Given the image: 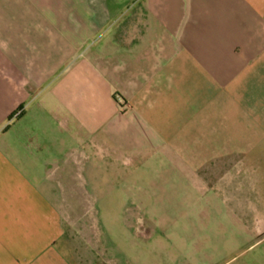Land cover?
Instances as JSON below:
<instances>
[{"label":"crops","instance_id":"obj_1","mask_svg":"<svg viewBox=\"0 0 264 264\" xmlns=\"http://www.w3.org/2000/svg\"><path fill=\"white\" fill-rule=\"evenodd\" d=\"M88 164L122 204L79 183ZM143 164L224 208L138 231ZM127 236L166 258L129 257ZM229 262L264 264V0H0V264Z\"/></svg>","mask_w":264,"mask_h":264},{"label":"rangeland","instance_id":"obj_2","mask_svg":"<svg viewBox=\"0 0 264 264\" xmlns=\"http://www.w3.org/2000/svg\"><path fill=\"white\" fill-rule=\"evenodd\" d=\"M158 155L160 158L164 156H161V154ZM223 161V164H230V157H224ZM159 163H162V161H159ZM123 165L127 167L131 166L132 168L135 166L134 164ZM188 172L185 168L177 164L174 169L171 168L170 164H143L142 167L138 166V181L136 186L134 184L132 187L129 185L125 196L126 209L129 214L131 213L130 218H128L135 224V212L138 211V228H146L149 227V220L152 219L147 215L156 214L157 212L165 213L166 211H175L181 214L185 211H194L198 208L204 210L223 209L224 207L220 205V202L217 204L204 200L203 196L210 195L211 190L205 189L206 186L202 185L197 177ZM105 176L108 175L101 165L91 166L88 164L81 167L78 180L79 183L83 184L85 189L90 190V193L95 194L96 197L103 194L113 195V201H107L105 203L112 202L115 203L112 207H118L116 203H123V201H119V195H123L122 193H125V191L113 178L107 180ZM130 195L135 196V198H130ZM79 203L81 204L82 202ZM100 203L99 201L94 202L96 210L100 209ZM81 205L83 207L87 203L84 202ZM72 219L74 217L69 218L70 222H72ZM182 220L183 218L180 216L178 226H182ZM133 240L134 238L127 236L128 245L126 252L130 255L129 257L142 252L154 259L158 257L166 258L164 251L156 249L149 243L150 240L144 241L138 236V246H135L134 242L130 243ZM239 252L235 253L232 251V253L226 254L223 260L228 261ZM248 252L245 251L240 254L238 260L247 259L249 257ZM209 254H211L210 251H208V256ZM110 255L112 258L115 256L113 251H111ZM229 264L231 263L229 262Z\"/></svg>","mask_w":264,"mask_h":264},{"label":"built area","instance_id":"obj_3","mask_svg":"<svg viewBox=\"0 0 264 264\" xmlns=\"http://www.w3.org/2000/svg\"><path fill=\"white\" fill-rule=\"evenodd\" d=\"M116 103L118 104V106H121L123 104V101L120 97H116Z\"/></svg>","mask_w":264,"mask_h":264},{"label":"flooded vegetation","instance_id":"obj_4","mask_svg":"<svg viewBox=\"0 0 264 264\" xmlns=\"http://www.w3.org/2000/svg\"><path fill=\"white\" fill-rule=\"evenodd\" d=\"M141 228H138V231L140 230Z\"/></svg>","mask_w":264,"mask_h":264}]
</instances>
